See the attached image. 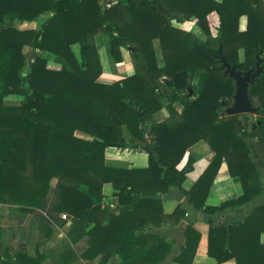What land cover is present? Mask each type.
Here are the masks:
<instances>
[{
  "label": "trees",
  "instance_id": "trees-1",
  "mask_svg": "<svg viewBox=\"0 0 264 264\" xmlns=\"http://www.w3.org/2000/svg\"><path fill=\"white\" fill-rule=\"evenodd\" d=\"M104 1L0 0V203L35 214L47 236L54 226L66 224L61 214L67 213L72 221L68 242L57 254L64 264L98 256V264H106L114 254L121 264H193L202 234H207L208 255L218 263L235 259L237 264H264V203L227 225L214 221L217 212L264 194V174L256 163V158L264 163V61L249 87L258 108L256 119L249 122L246 113H225L236 86L225 74L218 51L238 69L255 70L257 53L264 57V0ZM213 11L219 17L216 35L208 21ZM42 15L47 18L39 28L16 26ZM243 15L245 30L239 25ZM190 18L196 19L205 40L190 39V32L171 22ZM99 33L107 36L116 62L123 59L122 47L130 49L134 74L112 83L99 81L102 63L94 40ZM74 44L80 46V59ZM26 46L62 57L65 63L51 68L44 53L28 65ZM9 95L22 98L9 102ZM163 98H168L169 116L159 121L155 114L163 108ZM77 130L90 138L78 136ZM200 140L214 157L187 190L183 182L195 159L189 155L182 168L178 165ZM108 147L144 151L148 165H109ZM224 161L243 193L207 204ZM53 179L57 181L50 197ZM106 183L114 188V210L103 203ZM172 187L208 219L187 226L180 253L167 262L172 243L151 228L179 224L186 216L180 204L171 213L164 211L162 196ZM84 236L89 245L78 254L73 246ZM47 258L39 249L13 256L5 247L0 264H42Z\"/></svg>",
  "mask_w": 264,
  "mask_h": 264
},
{
  "label": "crops",
  "instance_id": "crops-1",
  "mask_svg": "<svg viewBox=\"0 0 264 264\" xmlns=\"http://www.w3.org/2000/svg\"><path fill=\"white\" fill-rule=\"evenodd\" d=\"M208 21L209 24L211 25L212 24L216 25V22H218L219 25V17L217 12L215 11L211 12L208 15ZM34 22L36 21L26 22V23L32 24ZM171 22L173 26L185 30L187 32H190L189 38L192 40L196 39L197 37L202 40H205L207 38L205 33L196 24L195 18H190L182 21L173 19ZM239 25L241 30L246 29L247 17L245 15L241 16ZM212 34L216 35L215 33ZM155 42H158V40H155ZM156 50L158 49L156 48ZM239 52H240V59H243L244 58L243 50L241 49ZM99 53L102 63V73L99 77V81L105 83H112L114 81L120 80L124 77L134 74L135 69L132 63V59L130 57L129 50L122 48L123 59L119 62L110 60L111 58L108 55L106 46H102L99 49ZM50 62L51 61L49 60V63ZM159 62L161 63L160 60ZM49 63L48 65L51 68L58 69L62 66V65L60 66V63H58L57 61H53L54 65H50ZM198 80L199 77L195 76L194 83H197ZM166 101L168 103V98L162 99L164 106L167 105V103H165ZM175 106L179 112H182L183 106L179 101L175 103ZM168 116H169V112L165 107H163L159 112L155 114V118L159 121L165 120L166 118H168ZM255 140L256 139H254V141ZM118 149L121 148H117V147L106 148L107 164L113 166H123V167H125L124 165H127V167L128 166L146 167L148 165V154L146 152L131 149L129 151L124 152L126 157H123V159L122 158L119 159V157H117L116 155L119 151ZM128 149L129 148H126L125 150ZM189 155H192L195 161L193 163V169L187 173L186 179L183 182V187L187 190L194 185V183L197 181V179L200 177V175L209 165V163L214 157V152L211 150V148L209 147V145L205 140H200L188 148L184 158L178 165L179 168H182L185 165ZM120 163L124 165H119ZM256 163L264 174V163L262 162V160L260 158H256ZM103 190L105 194L103 203L104 202L107 203L104 204L108 205L112 210H114L116 208V201L115 198H113L112 196L113 187L111 183H106L104 185ZM242 193H243V188L241 183L238 181V179L230 175L228 170V165L224 161L221 164V167L215 177L213 186L210 189L209 195L207 197V204L217 205L222 201L238 197ZM162 199L166 213H171L179 204L182 205L187 211L185 218H183L179 224L172 225L167 223L162 226L152 227L151 229L152 232L164 235L167 238V240L173 244L174 252L173 254H170L167 258V262H173L175 256L180 253L181 248L185 242L184 233L187 226L197 218L202 220H207L208 214L203 211L195 210L193 206L189 203L187 196L183 195L176 187H172L169 193L163 194ZM263 203H264V194L258 198H255L253 201H251L248 204L242 205L240 207H230L224 211L217 212L216 215L218 214L219 218L218 219L214 218V221L215 223L218 224L227 225L234 220L245 218V216L250 214L255 207L262 205ZM26 215L27 214L25 212L11 214L9 210L5 209V207L0 204V263H1V258L3 256V250L5 247H8L9 252L13 256L18 251H23L33 255L36 253L37 249H39L42 252L48 254V258L45 259L42 262V264H64L61 261V259L57 256V254L63 251L62 249L65 248V244L68 242L66 231L68 228H70L68 225L69 223L65 224L62 227L56 226L57 230L54 229L57 232L58 237L64 240L63 243H61V245L56 249H49V248L46 249L44 243L42 244L40 243V245H36V242L33 241L32 239V235L34 232L40 234L39 230L30 229V231H28V233L26 234L21 232L19 221L25 218ZM43 235L46 236L45 233ZM88 240L89 237L84 236L82 239H80L77 243L74 244L73 247L78 254L83 253L87 249ZM261 241L264 242V232L261 234ZM207 249H208L207 234H202L196 254L193 259V264H237L235 259H229L222 263H218L215 258L208 255ZM98 257L99 258H95V260H86L80 258L72 262L71 264H98L100 256ZM121 262H122L121 258L117 254H114L110 258L107 264H121Z\"/></svg>",
  "mask_w": 264,
  "mask_h": 264
},
{
  "label": "rangeland",
  "instance_id": "rangeland-1",
  "mask_svg": "<svg viewBox=\"0 0 264 264\" xmlns=\"http://www.w3.org/2000/svg\"><path fill=\"white\" fill-rule=\"evenodd\" d=\"M113 2H115V0H105L104 1V3H106V5H110L111 3H113ZM47 18V15H42V16H40L39 17V19H38V21H36V22H34V23H23V24H21V23H17L16 24V26H18L19 28H22V29H29V28H39L40 27V25H41V23L45 20ZM210 25V29H211V32L212 33H215V34H217V28H218V22H216V25L215 24H209ZM94 40H95V42H96V44H97V47H98V49H100L102 46H106V48H107V52H108V55H109V57L111 58L110 60H113V61H115L113 58H112V56L110 55V53H109V43H108V38H107V36H105L104 34H102V33H99V34H97L96 36H95V38H94ZM72 48H73V51H74V53H75V55L77 56V58L78 59H80V46H79V44H74V45H72ZM122 48H125V49H127V50H129V53H130V49L128 48V47H122ZM122 48H121V50H122ZM156 48L158 49V50H156ZM155 50H156V53H157V57H158V60H160L161 61V63H162V54H160V47H159V44H158V42H155ZM24 52L27 54V64L28 65H30L31 64V62L34 60V58L37 56V55H40V54H44L45 52H42V51H40L39 49H32V48H30L29 46H26L25 48H24ZM45 55L47 56V59H48V63H49V60L51 61L49 64L50 65H54L53 64V61H57L58 63H60V66L61 65H64V63H65V60L62 58V57H59V56H57V55H54V54H51V53H45ZM130 57H131V54H130ZM101 58V57H100ZM132 59V58H131ZM132 63H133V60H132ZM133 66H134V63H133ZM59 69V68H58ZM134 69H135V67H134ZM135 72V71H134ZM22 97L21 96H19V95H9V96H7L6 97V100L7 101H9V102H18V101H20V99H21ZM165 103H167V101L165 102ZM166 106V105H165ZM164 106V104H163V107H165ZM166 108V107H165ZM248 115V117H249V122H251L252 120H255L256 119V114H247ZM76 134L78 135V136H81V137H84V138H90V136L87 134V133H85V132H82V131H79V130H77L76 131ZM125 136H126V138L127 139H129V135H128V133H127V131H125ZM250 141V140H249ZM250 143V142H249ZM118 148V147H117ZM126 148H121V149H118L119 151H118V153L116 154L117 155V157H119V159L120 158H122L123 159V157H126V155H125V151H129V150H131V149H128V150H125ZM140 151V150H139ZM106 153V152H105ZM121 159V160H122ZM119 165H124V164H122V163H120ZM125 167H127V165H124ZM129 167V166H128ZM56 179H53L52 180V182H51V190H50V193H49V196L51 197L52 196V190H53V188H54V186H55V184H56ZM112 185V184H111ZM113 187V186H112ZM103 192H104V190H103ZM113 192H114V188H113ZM113 192H112V196H113ZM114 198V197H113ZM105 203V202H104ZM2 206H4L5 207V209H7V210H9L10 211V213L12 214V213H19V212H23V211H19L18 210V208H17V206L16 205H13V204H10V203H0ZM105 204H107V203H105ZM164 206V205H163ZM164 211H165V209H164ZM27 215L25 216V218H23L22 220H20L19 221V224H20V230H21V232L22 233H24V234H26V233H28V231H30V229H35V230H39L40 231V234L39 233H37V232H34L33 233V235H32V239H33V241H35L36 242V245H40V243L42 244V243H44V245H45V248L46 249H56L57 247H59L60 245H61V243H63V241L64 240H62L61 238H59L58 237V235H57V232L55 231V230H57L56 228V226H54L53 227V231H52V234L50 235V236H47L46 234V236H44L43 234L45 233V231L43 230V229H41L40 227H39V220L37 219V217H36V215L35 214H33V213H28V212H25ZM166 213V212H165ZM62 214H64V213H62ZM61 214V215H62ZM67 214V213H66ZM68 216V215H67ZM62 217V216H61ZM185 218V217H184ZM214 218H219L218 217V214L216 215H214ZM198 219V218H197ZM196 219V220H197ZM66 220H67V222H66V224L67 223H69L68 225H69V227H71V223H72V221H71V219L69 218V216L66 218ZM199 220H202V219H199ZM202 221H207V220H202ZM167 223H169V224H172V223H170V222H167ZM167 223H164V224H167ZM164 224H162V225H164ZM161 225V226H162ZM172 225H177V224H172ZM156 227H158V226H156ZM55 229V230H54ZM69 229L70 228H68L67 229V231L66 232H68L69 231ZM152 229V228H151ZM42 232V233H41ZM162 235V234H161ZM44 236V237H43ZM180 236V235H179ZM46 237V238H45ZM68 239V238H67ZM167 239V238H166ZM68 241V240H67ZM89 245V244H88ZM38 247V246H37ZM64 249V248H63ZM62 249V250H63ZM173 244H172V248H171V251H170V253H169V255L170 254H173ZM168 255V256H169ZM96 258H99V257H96ZM168 258V257H167ZM171 259V258H170ZM95 260V259H94ZM99 261H100V259H99ZM94 263V262H93ZM99 263V262H98ZM108 263V262H107ZM106 263V264H107ZM71 264V263H70Z\"/></svg>",
  "mask_w": 264,
  "mask_h": 264
},
{
  "label": "water",
  "instance_id": "water-1",
  "mask_svg": "<svg viewBox=\"0 0 264 264\" xmlns=\"http://www.w3.org/2000/svg\"><path fill=\"white\" fill-rule=\"evenodd\" d=\"M218 51L225 74H228L234 80L236 86V90L233 95V101L231 103L227 101L225 113L228 115L244 113L256 114L258 108L253 105L250 99L249 87L261 74L263 70L261 62L264 61V57H261L260 53H257V63L255 70L253 68L243 70L238 69L236 65H232L222 53L221 48H219Z\"/></svg>",
  "mask_w": 264,
  "mask_h": 264
},
{
  "label": "built area",
  "instance_id": "built-area-1",
  "mask_svg": "<svg viewBox=\"0 0 264 264\" xmlns=\"http://www.w3.org/2000/svg\"><path fill=\"white\" fill-rule=\"evenodd\" d=\"M61 216L63 219H66L68 217L66 213L62 214Z\"/></svg>",
  "mask_w": 264,
  "mask_h": 264
}]
</instances>
